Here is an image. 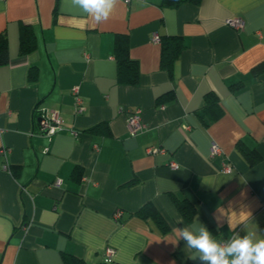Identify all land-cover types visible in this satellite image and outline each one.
Instances as JSON below:
<instances>
[{
	"label": "crops",
	"instance_id": "0c3cea01",
	"mask_svg": "<svg viewBox=\"0 0 264 264\" xmlns=\"http://www.w3.org/2000/svg\"><path fill=\"white\" fill-rule=\"evenodd\" d=\"M234 17L241 30L226 24ZM23 25L34 39L26 54ZM1 33L9 61L0 66V149L7 151L0 153V264H64L66 255L94 264H208L190 259L195 249L183 239L170 242L172 229L198 220L228 241V219L216 210L230 201L264 233V72H251L264 61V0L175 7L118 0L100 23L72 0H0ZM117 34L127 35L137 62L135 85L117 79ZM154 36L183 41L170 71L160 66ZM209 93L222 114L206 125ZM42 109L59 112L62 129L51 136L36 131ZM136 109L145 128L130 135L126 119ZM239 144L259 159L250 164ZM146 203L167 231L136 215ZM182 204L194 209L189 221ZM235 231L246 234L243 225Z\"/></svg>",
	"mask_w": 264,
	"mask_h": 264
},
{
	"label": "clouds",
	"instance_id": "9594fccd",
	"mask_svg": "<svg viewBox=\"0 0 264 264\" xmlns=\"http://www.w3.org/2000/svg\"><path fill=\"white\" fill-rule=\"evenodd\" d=\"M72 2L82 13L100 23L109 19L118 0H72ZM233 204L234 202L230 201L228 209L221 207L216 210L221 216L227 217L229 230L232 232L226 243L214 238L198 220L183 228L174 227L172 229L174 239L170 242L176 244L183 239L188 249H195L190 259L199 258L208 264H264V233L252 223L249 212L243 209L239 213L233 211ZM238 225L244 226L246 234L242 237L235 231Z\"/></svg>",
	"mask_w": 264,
	"mask_h": 264
},
{
	"label": "trees",
	"instance_id": "16d2710c",
	"mask_svg": "<svg viewBox=\"0 0 264 264\" xmlns=\"http://www.w3.org/2000/svg\"><path fill=\"white\" fill-rule=\"evenodd\" d=\"M187 0H163V3L169 6H177L181 2ZM198 1V0H191ZM159 42L161 44V58H160V66L163 69H167L170 71L172 69L174 61L179 56L182 51L184 44L180 37L177 36H163L159 38ZM20 53L26 54L34 48V39L33 34L28 25L21 26L20 29ZM113 56L117 62V79L122 84L127 85H135L138 82V70H137V62L132 60L129 57V43L128 37L125 34H117L114 38L113 43ZM9 61L8 50H7V41L6 37L3 33L0 34V66L6 65ZM31 78L34 80L36 78V70L32 69ZM252 74H259L264 72V61L260 62L256 66L252 68ZM233 84L232 86H234ZM237 86V85H235ZM234 86V87H235ZM204 111H206L207 116L204 120V123L208 125L211 121L216 120L222 114V110L219 106V102L217 97L209 93L205 97L204 102ZM98 127V126H97ZM239 150L242 152L244 157L248 160L250 164L255 163L259 157L257 153L253 150H246L242 147L241 144L238 145ZM132 181L125 183L126 186L132 185ZM178 210L183 214L185 219L189 221L194 213V209L190 204H182L178 205ZM136 215L146 219L151 217L155 220L158 227L161 231H167V226L157 210L150 203H146L142 206L137 212ZM64 264H94L87 263L86 261L77 258L72 255H66L64 258Z\"/></svg>",
	"mask_w": 264,
	"mask_h": 264
},
{
	"label": "built area",
	"instance_id": "2783aa9c",
	"mask_svg": "<svg viewBox=\"0 0 264 264\" xmlns=\"http://www.w3.org/2000/svg\"><path fill=\"white\" fill-rule=\"evenodd\" d=\"M126 3H128L130 0H124ZM226 24L235 30H241L244 26V22L241 18L234 17L226 20ZM154 41H159L158 36L153 37ZM73 95L75 96V110L76 112L80 113L83 108V100L82 98L78 95V88L75 86L73 89ZM126 124L129 130L130 135H135L136 133L142 131L145 128V125L143 124L141 120V110L136 109L134 110L126 119ZM62 129L61 125V118L59 115V112L57 110H46L42 109L41 112L38 115V120L36 124V131L45 133L49 136L55 134L59 130ZM73 135H76V131H72ZM220 151L219 147L216 146L215 144L212 145L211 147V153L216 154ZM7 151L4 149H0V153L6 154ZM151 152H158V149H151ZM6 167V166H5ZM170 167L173 169L177 168V164L172 162L170 164ZM227 171H230L229 167L224 168ZM60 180H56L55 184H59ZM118 216V213L115 214V217ZM222 243H226L227 240H221ZM104 256L106 258L107 262H111L113 260L114 256V249L113 248H106L104 252Z\"/></svg>",
	"mask_w": 264,
	"mask_h": 264
}]
</instances>
